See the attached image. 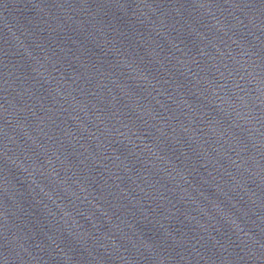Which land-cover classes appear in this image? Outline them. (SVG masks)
Listing matches in <instances>:
<instances>
[{"label":"water","instance_id":"1","mask_svg":"<svg viewBox=\"0 0 264 264\" xmlns=\"http://www.w3.org/2000/svg\"><path fill=\"white\" fill-rule=\"evenodd\" d=\"M0 264H264V0H0Z\"/></svg>","mask_w":264,"mask_h":264}]
</instances>
